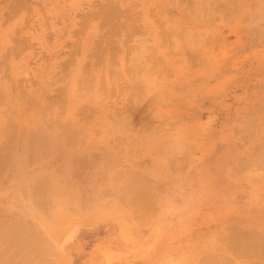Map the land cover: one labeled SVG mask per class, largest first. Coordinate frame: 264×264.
<instances>
[{"label": "crops", "instance_id": "obj_1", "mask_svg": "<svg viewBox=\"0 0 264 264\" xmlns=\"http://www.w3.org/2000/svg\"><path fill=\"white\" fill-rule=\"evenodd\" d=\"M47 1L0 0V264H100V227L68 219L134 230V145L177 238L213 243L201 264H264V0Z\"/></svg>", "mask_w": 264, "mask_h": 264}, {"label": "rangeland", "instance_id": "obj_2", "mask_svg": "<svg viewBox=\"0 0 264 264\" xmlns=\"http://www.w3.org/2000/svg\"><path fill=\"white\" fill-rule=\"evenodd\" d=\"M47 5V0H37L38 10L48 9ZM228 6H230V9H235L236 3L231 4L230 1L228 2ZM226 20H228L227 22L230 27L235 26V20L240 24V19H223V21ZM236 35L240 36L239 33L230 30V38ZM120 36L122 35L119 34ZM127 37H130V35L126 34L123 36L124 39H127ZM112 40L114 38L109 35L107 41L110 42ZM37 59L38 63L43 62L44 57L41 51H38ZM139 78H141L146 91L144 98L153 94H159L161 97H164V102L169 100L168 95L171 93H166L169 92V89L161 85L156 86L150 82V76L144 73ZM61 82L55 83V86L60 88ZM38 85L39 82L37 81ZM37 92H40L39 88ZM15 98H17V104H27L22 97ZM9 99L11 100L9 104H15V102L12 103L15 99L12 97ZM123 101V99H120V102ZM5 104L6 101H3L0 97V105ZM32 104L37 105L40 111H43L44 107L49 103L43 97L42 99H37ZM38 115L43 118L45 116L44 113H38ZM12 120L19 119L16 118L15 114L0 113V121ZM199 148L203 149V147ZM143 161L144 158L140 153V147L134 145L132 152L133 209L131 211L134 230H130L128 224L125 225L119 210L101 209L99 215H97L96 209L92 210V208L85 207L76 218L70 216L68 223L70 225L74 223L89 224L95 229H97V226L100 227L102 230V241L98 250H103L101 251L100 264H201L204 260L203 255L212 251L213 243L210 240L199 242L187 237L188 235L183 236L181 239L177 238L179 235L176 236V231H182L185 228L181 226L180 219H173L175 214L180 210L175 209L169 202L161 203V201H158L157 194L141 192L144 189L143 187L147 186L150 187L148 189L151 191V187L156 186L158 180L162 179L163 176V171H159L155 167L142 170ZM144 225H146V230L143 235H140V231L142 227L144 228ZM81 227L83 226L73 228L74 230L69 233L68 238L74 239L79 230H81ZM184 233L186 234L187 232ZM56 236L59 238L60 234L57 233ZM112 241L115 242L114 246Z\"/></svg>", "mask_w": 264, "mask_h": 264}, {"label": "bare ground", "instance_id": "obj_3", "mask_svg": "<svg viewBox=\"0 0 264 264\" xmlns=\"http://www.w3.org/2000/svg\"><path fill=\"white\" fill-rule=\"evenodd\" d=\"M41 118H42V121H43L44 118H43V117H41ZM46 122H47V121H46ZM46 122H45V123H46Z\"/></svg>", "mask_w": 264, "mask_h": 264}]
</instances>
